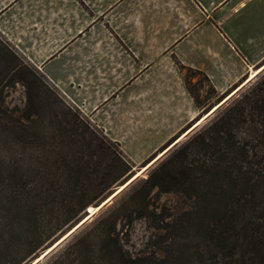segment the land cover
Returning a JSON list of instances; mask_svg holds the SVG:
<instances>
[{"label": "trees", "instance_id": "trees-1", "mask_svg": "<svg viewBox=\"0 0 264 264\" xmlns=\"http://www.w3.org/2000/svg\"><path fill=\"white\" fill-rule=\"evenodd\" d=\"M16 83L24 88V107L17 114L0 107V264H27L135 166L118 142L78 108L64 105L40 70L0 38V104L2 89ZM141 181L131 205L99 212L43 264H100L96 253L103 264H147L122 247L120 232L142 215L153 187L214 203L213 226H207L213 248L203 251L214 250L213 263L264 264V79L218 110L186 147ZM194 185L201 195L190 191Z\"/></svg>", "mask_w": 264, "mask_h": 264}, {"label": "crops", "instance_id": "crops-1", "mask_svg": "<svg viewBox=\"0 0 264 264\" xmlns=\"http://www.w3.org/2000/svg\"><path fill=\"white\" fill-rule=\"evenodd\" d=\"M0 35L140 164L205 108L185 69L218 97L264 62V0H0Z\"/></svg>", "mask_w": 264, "mask_h": 264}, {"label": "rangeland", "instance_id": "rangeland-1", "mask_svg": "<svg viewBox=\"0 0 264 264\" xmlns=\"http://www.w3.org/2000/svg\"><path fill=\"white\" fill-rule=\"evenodd\" d=\"M262 68L263 70L258 73L253 79H248L249 81L245 85L243 84L247 81L246 79L250 74L245 78L246 81L244 80V83L239 82L228 88L226 92H231L226 95L225 98H223L219 102V104L228 96H230L237 88L243 85L218 109L216 107V103L219 98L214 96V93L205 78L196 71L185 69L184 76L187 81L188 87L190 88L192 94L198 99V104L200 106L205 105V108L202 111L207 112L204 113L199 119H197L182 134L176 136L172 141H170L168 146L163 151H161L160 153H158V151L155 152V154L158 153L156 155V157H158L167 148L172 146L168 149L167 152H165L163 156H161L153 165L148 167L146 170L145 168L152 162V160L145 166H142L140 170H137L140 171V173L138 174L139 176L136 178L137 182H135L133 186H131L130 184L128 187H126L99 212L109 206L111 207L110 209H112L111 211H116L122 205H131L134 202V198H132L135 197L134 192H136L137 189L141 188V179L146 178L147 175L152 170H154L159 163L168 159L178 150L186 147L188 142L194 137V135L198 133L203 127H205L207 123L216 116L218 110L223 108L233 99H236L247 88L253 87L256 83H259L261 80H263L264 62L255 69L261 70ZM2 90L3 91L1 94L2 97H4V101L0 104V107H2L3 109L7 108L9 110H12L13 114H17L18 111L22 110L25 105L24 88L21 84L16 83L14 86L5 87ZM61 95L63 94L61 93ZM62 100L64 102H62L64 105H73L65 97H63ZM211 112L212 114L204 119ZM84 116L87 117L86 115ZM45 123H48L47 119H45ZM194 126L196 127L191 132H189V130H191ZM187 132L189 133L184 136ZM140 165L141 163L135 164L134 169H136ZM190 191L194 192V194H196V192H199L200 195L202 194V192L199 191V187L197 185H194L190 189ZM199 198L200 196L196 197L192 195V193L191 195H188L175 190L160 191L156 187H153V189L150 191V195L147 199L148 202L146 203V207L143 210L142 215L134 218L131 225H124V227L121 228L120 242L122 247L130 255L142 258L147 261V264H215L213 263L214 257H212V255L214 254V250L203 252L206 248H213V246L207 241L210 237L207 226H213L212 224L215 217V209L213 208L214 203H212L211 205L208 203V205H206ZM135 199L137 198L135 197ZM98 213H96V215ZM83 215L84 212L81 214L80 218ZM91 221L85 223L79 229H77L57 251H59L65 245V243L79 231L86 230V227ZM72 225H70L69 227H71ZM68 228H66L62 232L58 231L53 236H51V240H47V242L49 243L46 242L43 248L39 250L37 254L43 251L44 248H46L52 241H54L59 235L64 233ZM57 251H55L54 253H56ZM54 253L46 257L43 261H41V263L39 262L38 264H43ZM33 258H31L29 261H31ZM95 259L96 262L103 264L98 253H96ZM29 261L27 263H29Z\"/></svg>", "mask_w": 264, "mask_h": 264}, {"label": "water", "instance_id": "water-1", "mask_svg": "<svg viewBox=\"0 0 264 264\" xmlns=\"http://www.w3.org/2000/svg\"><path fill=\"white\" fill-rule=\"evenodd\" d=\"M248 82V81H247ZM247 82H245L243 85H245ZM242 85V86H243ZM242 86H240L239 88H237L230 96H228L221 104H219L218 107H220L223 103H225L232 95H234ZM231 91L227 92L226 94H224L217 102L221 101L226 95H228ZM217 107V108H218ZM212 112L209 115H211ZM208 116H206L204 119H206ZM203 119V120H204ZM192 125V124H191ZM190 125V126H191ZM198 125V124H197ZM196 125V126H197ZM190 126H188L186 129H184L180 134H182L185 130H187ZM196 126H194L191 130H189V132H191ZM189 132H187L184 136H186ZM179 134V135H180ZM178 135V136H179ZM169 144V143H168ZM168 144L161 149L159 152L163 151ZM172 147V146H170ZM169 147V148H170ZM167 148L164 152H162L158 157H156V155L158 154H154L147 162H145L144 164L140 165L139 167H137L136 169H134V172L132 174H130L122 183H120L118 186L114 187V189L112 190V192L105 197L102 201H100L99 203H97L96 205L93 206H89L86 208L84 215L78 220L76 221L71 227H69L64 233H62L61 235H59L54 241H52L46 248H44L43 251L39 252L31 261H29V263L27 264H38L39 262L41 263V261H43L46 257H48L49 255H51L52 253H54L55 251H57L62 244L77 230L79 229L82 225H84L85 223L91 221L94 216L96 215V213H98L103 207H105L106 205H108L112 199L118 195L121 191H123L126 187H128L139 175L134 176V174L136 173L137 170L140 169L141 166H144L145 164H147L148 162H150L152 160V162L145 168V170L150 167L151 165H153L161 156H163L165 154V152L168 151ZM156 157V158H155ZM144 170V171H145ZM91 208V209H90Z\"/></svg>", "mask_w": 264, "mask_h": 264}, {"label": "bare ground", "instance_id": "bare-ground-1", "mask_svg": "<svg viewBox=\"0 0 264 264\" xmlns=\"http://www.w3.org/2000/svg\"><path fill=\"white\" fill-rule=\"evenodd\" d=\"M259 71H260V69H253V70L250 72V75H249V77H248L246 80L252 78V77H253L254 75H256ZM246 80H245V81H246ZM245 81H244V82H245ZM244 82H243V83H244ZM224 98H225V97H224ZM223 101H224V100H223ZM223 101H222V102H223ZM219 102H220V101H219ZM219 102L216 103V104H217L216 107L219 106ZM222 102H221V103H222ZM221 103H220V104H221ZM206 112H207V111H206ZM207 116H208V115H207ZM140 168H141V167H140ZM139 170H140V169H139ZM139 173H140V171H137V173L134 174V176H135V175H138ZM90 209H91V208H90Z\"/></svg>", "mask_w": 264, "mask_h": 264}]
</instances>
